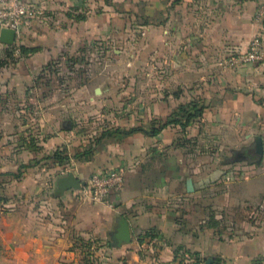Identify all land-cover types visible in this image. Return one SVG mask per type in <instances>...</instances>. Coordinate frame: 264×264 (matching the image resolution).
<instances>
[{"label":"crops","instance_id":"1","mask_svg":"<svg viewBox=\"0 0 264 264\" xmlns=\"http://www.w3.org/2000/svg\"><path fill=\"white\" fill-rule=\"evenodd\" d=\"M28 1L44 16L0 42L1 58L15 56L0 66V246L11 261L264 264V222L230 214L264 199L262 0ZM255 36L261 60L220 63ZM191 100L201 115L169 123ZM116 167L123 186L104 201L55 194L61 175L87 182ZM121 219L130 240L117 245Z\"/></svg>","mask_w":264,"mask_h":264},{"label":"built area","instance_id":"2","mask_svg":"<svg viewBox=\"0 0 264 264\" xmlns=\"http://www.w3.org/2000/svg\"><path fill=\"white\" fill-rule=\"evenodd\" d=\"M0 26L11 28L18 35L25 19L44 16L43 9L39 5L28 0H0ZM258 18H264V1L260 2ZM260 37H253L244 51H231L220 63L228 66L254 62L263 58ZM124 183L123 168H109L95 171L90 174L87 182L77 189L80 196L93 201H104L110 193H117ZM189 261L196 259L195 255H185Z\"/></svg>","mask_w":264,"mask_h":264},{"label":"water","instance_id":"3","mask_svg":"<svg viewBox=\"0 0 264 264\" xmlns=\"http://www.w3.org/2000/svg\"><path fill=\"white\" fill-rule=\"evenodd\" d=\"M15 32L11 28L0 26V42L11 44L14 42ZM252 154L258 158L262 157L263 147L260 137H256L255 146ZM84 184V181H80L73 172H69L65 175H61L56 180L55 194H62L67 189H79ZM113 233L112 239L119 245L122 242L130 240V230L128 223L125 219H121ZM191 264H213V259L207 257L204 261H193Z\"/></svg>","mask_w":264,"mask_h":264},{"label":"rangeland","instance_id":"4","mask_svg":"<svg viewBox=\"0 0 264 264\" xmlns=\"http://www.w3.org/2000/svg\"><path fill=\"white\" fill-rule=\"evenodd\" d=\"M264 1V0H262ZM4 55V52L1 51L0 52V60L1 61H6V62H11V58H13V61H14V58L15 56H11L7 58H1L3 57ZM47 81V80H46ZM244 209L243 210H240V211H237V212H234V213H230L231 214V217H233L234 219V222H237L238 224L245 219L247 220H252L254 221L256 224H261L262 222H264V199L260 200V201H257V202H253L252 204H245V206L243 207ZM243 211L247 212V214H244ZM226 221H228V218H226ZM86 250H88L87 247H85ZM5 248L0 246V264H19L17 262H13L11 261V258L10 256L8 255L9 254V250L6 251L4 250ZM5 251V252H4ZM5 255V258L4 256ZM8 255V256H6ZM87 255V254H86ZM84 262H86L87 264H95V260H91V258H85ZM25 264V263H24Z\"/></svg>","mask_w":264,"mask_h":264},{"label":"trees","instance_id":"5","mask_svg":"<svg viewBox=\"0 0 264 264\" xmlns=\"http://www.w3.org/2000/svg\"><path fill=\"white\" fill-rule=\"evenodd\" d=\"M22 52H26L28 49L20 47ZM6 61L0 60V66H3ZM203 105H199L196 100H191L186 105H180L177 108V111L170 117L169 123L179 124L180 127H185L193 119L198 118L201 115ZM158 128H155L153 131L156 132ZM89 150H86L85 153H88ZM264 259V258H263Z\"/></svg>","mask_w":264,"mask_h":264}]
</instances>
